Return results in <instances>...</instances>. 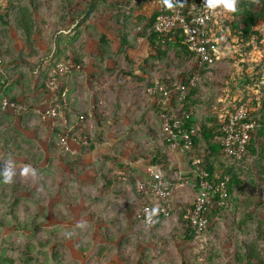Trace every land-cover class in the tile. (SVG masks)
Here are the masks:
<instances>
[{
    "label": "trees",
    "instance_id": "obj_1",
    "mask_svg": "<svg viewBox=\"0 0 264 264\" xmlns=\"http://www.w3.org/2000/svg\"><path fill=\"white\" fill-rule=\"evenodd\" d=\"M98 1H106L104 4L105 6H102V10L105 13H110L113 24L121 26V28L118 29L117 34L121 40V47L127 46L128 39H131L129 37L127 21L130 19L129 17H131L134 12V8L136 7H133L131 2V12L128 11L129 14L127 16L124 14V12H122V15L118 14L119 10H121V8L118 6L121 4H115L107 0ZM192 1L194 0H163V9L164 11H170L171 7L174 6L186 8ZM228 2L232 3V8L227 7L224 0H220L219 3L215 4H210L208 0H206L207 4L215 6L217 11L220 10V14L222 15L220 18V14H217L218 20L209 22L207 25V30L209 31V34L212 38L218 40L222 55L224 56L226 54L225 52H227L226 48H222V42L225 36L228 40L232 39V41H234L235 39V43L241 45L240 47L246 46L251 48L253 46V40H259L261 37L257 26L260 22L264 21V0H228ZM81 4H84L87 7L86 9L89 10L93 7L97 9L99 8L95 0H80L78 3L77 0H27V3L23 4V8L19 6L17 0H0V56L2 58V66L0 71V135H3V138L0 140L2 142V144L0 143V146L6 148L7 156L15 158V161L12 160L15 165L19 163L20 158L25 159L24 162L29 164V166H31V168H33L36 172V182H39L38 184H41L42 186L47 184V181L45 180L46 177L41 172L42 166H40V162L45 160L43 157V150H41L39 154H36L34 145L37 142H33L34 139H29L27 144L24 145L20 144V140L16 137L12 136L10 139L7 138L5 134H7L8 131L2 130L3 119L9 118V122L13 129L12 134L26 136L23 131V128H26L24 126V118L29 113L32 115L36 105L42 102L49 104L51 101H59L63 104L64 100H66L67 104L72 105V108L67 107V109H65V117L67 120L66 123L63 122L61 117H58L55 119V123L51 124V120L50 124H48L46 121H42L40 113L37 112L36 114V116L41 119L40 121L42 123L47 124L52 128H49L51 135L53 136H51V141L48 144V152L55 154L63 148V145L60 144V139L61 135L65 133L66 127H73L72 131L70 132V136L74 139L78 138V144H80L82 149L85 148L84 151H89L95 147H99L100 144H103L104 141H107L104 139L105 134L104 128L102 126L109 120L108 117L113 114L106 102L101 105V102H99L100 98L98 96H93V101L90 102L94 104V111L92 114L89 113L90 105L87 106L88 108L86 110L80 111L79 107H74L73 101L70 99L68 92H63L65 87L64 84L63 87L53 92L51 96L45 97L49 89L47 88L46 83L40 84V79L43 78V73L41 75L39 69L37 71V63H39L41 60L34 62L27 58L20 57L22 56L21 53L23 52V48L26 46H29L31 50L34 49L38 52L42 49L44 53L48 49L41 48L38 45H33V43H31L30 36L35 32V30H31V23H27L26 20L24 21V15L26 16L28 14V17H30L29 14L32 15L34 21H37L36 23L41 24V27L43 28V19L45 14H47L50 18L48 30L55 34L57 31H60L62 27H65L68 22L73 23L77 18L81 17L82 12L84 11L80 6ZM14 8L21 9L15 13H11L13 11L11 9ZM21 10L24 14L22 15L23 17L21 16ZM159 13L160 9L155 6L153 14L150 17V23L154 24H150L149 31L146 34V40L152 50V52H150L151 56L163 59L166 57L167 53L165 52L166 46H175L177 44V48H179L180 45L185 48L183 49V52L177 50L173 59L176 61V63L178 60L179 62L183 61L181 63L185 62L186 64V61L183 59L185 55L184 53H189V55H193L194 53L184 42V37L180 36L178 32H174V29L168 32L167 35H164L155 29V19ZM11 14L18 16V19L16 18V21L14 19L13 21H10L8 17ZM34 27L37 28L36 25H34ZM36 30L37 33L42 36L43 30ZM16 36H19L24 40L23 47L20 46L19 48L16 46ZM104 37L105 36L103 35L100 38L101 53L102 56H110L114 60V67L111 68V71L114 72L115 70L120 69L122 62L120 56H122V54L118 53V58H116L114 56L115 53L112 52L113 49L107 54L106 52L102 51L104 49V42L109 41L107 39L104 40ZM10 46H13L12 49L17 52L15 56L13 53H8ZM37 47L40 49H37ZM111 47L113 48V46ZM161 48H164V50H161ZM119 50L121 51V48ZM147 56L139 65V69L144 71L146 65L151 64L153 67H155L153 60L148 63ZM70 58L71 57L67 56L65 59L68 60ZM77 59L76 53H73V57L70 60H72L74 66L66 70V72L63 74H58L60 79L66 77L68 78V76L72 73L71 69L80 68L83 65L79 63ZM7 62H9V64L14 62L16 64H22L25 66V73H21L20 71V76L14 78V82L22 86H28L29 90L27 92L22 88L17 93L7 91L6 82L8 77H16L7 72L9 68L6 66ZM56 62L57 63H54V65L52 63V72H55L57 69V59ZM129 67H131L130 74L136 80L143 82L147 86L145 87L147 92L148 88L154 85L156 80H159L163 83H168L169 85L172 84L173 81L177 80L187 82L196 71H199L202 77V73L206 71V68L211 66L205 65L201 68H198L196 61H194L191 69L189 68L190 71L186 70L185 66L182 72L179 74V78H176L174 72H168L164 70L165 73L156 79L134 75V68L132 69L133 65ZM32 76L33 78L37 77L35 86L32 85ZM230 77L231 76L229 75L226 76V80L229 79V82H231ZM200 79L196 80L195 84L189 87L184 100L179 101L176 97H174L171 107L168 105H160L155 103L152 108L156 113L160 114V119L162 113L169 111L172 108L178 109L182 107L185 111H187L190 116L189 118L185 119V125L192 137V146L187 150V155L199 156L209 173V177H214L215 181L222 180L226 176L229 177V179L226 181V187L228 189L227 194L224 197H220L219 193L213 194V204L208 216L209 220L207 226L202 231L201 237L203 238V236L205 237L206 232L209 229L211 230L217 224V218L222 215V209L224 212H228L229 208H234L235 210L238 203L243 206L249 202V199L251 198L247 194L248 192L245 196H243L242 194H239V190H242L243 187L246 189L248 188V190L255 191L254 194L258 197L262 194V192H264V141L261 140V135L264 134V114L261 118V121L260 119L252 117L249 103L250 99L253 97L248 98L249 96L246 93L247 86L253 84L257 85L258 82H261V78H250L246 69H243L241 74L235 75V80L241 84L243 91H240V93L237 95H227L225 98H223L224 96L218 98L213 95H209L206 98H201V96L205 94V91L203 92V83L200 81ZM262 79L264 80V76ZM40 87H42V98H38V92L41 91H39ZM261 87L263 88L262 93L264 94V81L263 83L261 82ZM209 93L210 92L207 94ZM4 97L21 101L26 107V110H21L20 112H10L4 109L2 107V100ZM201 99L203 100L202 102ZM195 101L208 105V110L203 111L196 109L194 107ZM253 103L255 104L256 101L253 100ZM240 105L247 108L249 117L255 119L257 125L255 126V129L251 131V137L245 150L240 156L237 157L224 151V147L221 144V141L218 139V136L223 133L224 123L228 122L232 113H234L236 108ZM262 106H264V102L262 103ZM199 113H202L204 116H200ZM80 115L84 116V119L81 123L84 127L88 118L90 117L95 119L96 127L93 130H81L78 124V121H81L79 119ZM142 121L144 122L143 119ZM78 131L81 132V135L77 137L76 133H78ZM115 131H117V133L119 131L120 138H124V141L130 137L135 138L136 142L138 143L137 146H143L145 145V140L150 138L156 139L158 137L162 138L165 146L169 144L168 138L162 129V121L160 122L161 134L156 132L155 127L150 125L145 126L144 124H140L138 128L126 126L124 129H120L118 127L115 129ZM83 137L86 138V142H83ZM118 141L120 140L118 139ZM113 148L114 147H112V151ZM62 151L68 152L64 150ZM112 151L103 152V157L101 156V158H99L100 163L94 166L97 171V175L100 176H94L93 182L96 185L95 187L99 188L94 191V195H92V192L89 189L83 187V179L80 181L78 179L75 180L74 184H79V187L77 189L74 188V190H71L70 192L69 190L73 187H70L69 189L68 184L71 186L72 181L66 174L63 175L65 185L61 183L59 186L58 183L60 179L56 174L54 175L53 181H55L54 186L55 184H57V186H55L54 189L49 187L47 196H45V191L43 190L44 187L41 189L34 184V187L33 185H22L19 183L18 178H16L17 173L7 172L5 169L0 167L1 249H10L15 253L14 256L12 255V257L7 255L1 258L3 264H87L89 259L93 256L98 258V262L102 261V259L106 257V255H109L110 251L112 250L114 251L110 259L112 262H115L117 257L116 252L121 251L120 248L123 245L132 242L126 238L127 235L124 233L126 231L132 232L130 228L120 230L119 226L116 227L117 230L114 232L115 236L113 237L101 232L102 236L106 240L102 241L103 238L100 234L98 236L99 239L95 237L94 242H91L89 241L86 234H82L80 231L81 225L76 232L73 231V228L78 226L74 224H71L73 226H71L72 228L69 230V233L64 235L60 234V236L56 238V230L58 229L55 227L58 226H55V224H62L63 222L68 221L70 223L77 212L84 219L83 222L88 224V226L91 228L97 227L96 225L107 228L106 224H109V221L114 226L115 222L113 217H118L117 213H122L126 205L127 207L125 213L130 217L131 222L129 227L141 223L146 228L145 231L140 230V232L136 233V245H138L139 258L141 259V262L147 263V261H149L151 264H157V260L161 256L160 254L166 250L164 246H166L168 243V237H165L163 240L160 239L161 241L157 238V235L161 233L160 229L164 226V222L167 218H161L154 225H147L136 217L137 210L145 201L154 202L156 201V198L153 195L139 192V182L136 180L129 181L128 179V181L132 183L131 189H127L119 185L120 183L118 181L121 179L123 174L119 173L117 175V172H112L113 169L117 167L116 163L118 164V158L116 155H112ZM64 154L66 155L67 153ZM162 154H156L153 156L151 155L149 158V163L159 164L164 171L165 178L174 183L178 181L176 180L177 176H171L172 174L168 169V162L165 160V158L161 157ZM1 158L2 156H0V163ZM255 158H258V162H255ZM109 162L114 163L115 167L110 168L108 165ZM47 163L52 164L51 160L49 159ZM191 172L189 173L190 177L193 175ZM5 173H11L10 180H5ZM242 191L244 192L245 189ZM103 192L106 193L105 197L106 200H108L106 204L101 203V201H104ZM90 196H92V198ZM48 198L55 200L53 202H48ZM221 200L223 201L222 203H220ZM94 203H96V205H93ZM116 203L120 205L117 207ZM192 204L193 202L188 204V206ZM186 205L184 206L187 209L188 206ZM176 206L174 207L175 209L172 210L171 216L169 218L176 216L178 225L182 222L181 230L184 231L183 236H185V239L195 238L194 230L190 225H188L187 219L184 217L186 209L181 211L180 208L182 206ZM112 211L114 212V215L111 216ZM251 216L252 214L250 211L245 212V218L239 219V225L246 223V221L249 220ZM50 217H53V222H50ZM101 220L102 222L97 224V221ZM90 221H94V223H89ZM46 222H50L52 224H49L48 228H46ZM209 225L213 226L209 227ZM7 228L16 229V235L20 234L22 240L18 241L11 239L8 236L6 237L5 232ZM95 231L96 230H92V233ZM110 245H114L115 249L110 247ZM148 248L151 249L152 254L148 256L147 259L145 253H148L146 252V249ZM244 255L247 261L256 258L259 261L256 264H264L263 254L257 253L252 247H250ZM160 264H163V262H160Z\"/></svg>",
    "mask_w": 264,
    "mask_h": 264
},
{
    "label": "crops",
    "instance_id": "obj_2",
    "mask_svg": "<svg viewBox=\"0 0 264 264\" xmlns=\"http://www.w3.org/2000/svg\"><path fill=\"white\" fill-rule=\"evenodd\" d=\"M80 0H77V3ZM83 1H89V0H83ZM82 10L81 17L77 18L75 22L70 23L68 22L65 27H62L60 31H57L55 34L51 33L48 30V24L50 18L47 14H45V17L43 19V31L42 36L37 33V30L30 36L33 45H38L41 48H48L50 45L53 46V48H48L46 52H49L47 56H42L38 58L39 56L43 55L42 49L38 52L34 49L30 48H24L23 52L27 59L31 61H38L43 60L41 64V68H46L47 63L50 62V65L52 61H56V58L58 56H62L65 54H68V57L73 56V53H76L77 60L79 63L83 64L80 68L71 69L72 73L68 76V78L61 79L62 81V87L64 84V93L68 92V89L70 88L73 91V104L74 107H79L80 111L86 110L89 106V113H93L94 111V104L90 103L93 101V98H90L91 95L98 96L100 98L99 102H101V105H103L105 102L107 103V106L112 111L113 114H111L109 120L102 126L104 128V136L105 140L103 144H100L99 147H95L89 151H84L82 147H80V144H78V138L74 139L71 138L69 141V147L68 148H62L63 152L60 150L59 152H56L55 154H51L48 152V144L51 141V132L50 129L51 126H48L47 124H44L38 119L36 116V112H39L45 105L48 103L42 102L38 105H36L34 108V112L32 115L29 113L24 118V126L26 128H23V131L26 136H19L17 134H12L13 129L11 127V124L9 122V118H4L2 123V130H7L8 133L5 134L7 138L16 137L20 140V144H27L28 140H33L36 144L35 152L38 150H43V157L44 161L40 162L42 166L41 172L46 177L45 180L47 181V184L45 186H42L41 184H38L39 182H36V175L35 178L32 177L26 178L24 175H18L16 178H18L19 183L22 185H35L39 188H43L45 191V196H47L48 188L51 187L54 189L57 184L54 186V175L57 174L58 178L60 179L58 185L60 186L61 183H64L63 175L66 174L71 179L72 183L71 186L68 184V188L70 187L69 191L74 190V188H78L79 184H74L75 180H81L83 179V187L86 189H89L92 192V195H94V191L99 189L96 188L94 181V176L97 175V171L94 168L95 165L99 164V158L101 156L103 157V152H111L112 147V155L117 156L118 164L116 163L117 167L113 169L112 172L122 173L123 176H121V179L118 181L120 186H122L121 182L123 181L126 183L124 188L131 189L132 183L129 181L136 180L138 182L146 180L149 177L148 174V167L150 165L149 158L152 155L156 154H162V158H165L167 160L168 165L171 169H174V171H177L179 173L178 176L181 177H187L189 178V173L191 172V165L189 164V160L187 157H185L182 153L178 152L177 150L173 148H169L168 145H164L162 138H156V139H148L145 140V145L137 146V142L135 138L130 137L129 139L120 138V133L118 131H115L118 127L121 129H124V127H134L138 128L140 124H144L145 126L150 125L152 127H155L156 132L160 133V114L156 113L155 110L152 108L153 105H155L154 102V96L150 93H145L140 91L139 86L137 85L138 82L133 80H136L131 74L129 67V61L128 60H122L120 69L115 70L114 72L111 71V68L114 67V60L110 56H102L101 53V37L104 35V40H109L108 42H104L103 47L104 49L102 51L107 53H110V50L108 46L116 47L114 49L115 51L121 48V40L117 34L118 29L121 28V26L113 24L111 20L110 13H105L101 8H90L86 9L87 7L84 4L80 5ZM155 8V5H153ZM138 12H141L139 8L137 9V12L135 15H138ZM49 13V12H46ZM40 22V21H39ZM41 25V24H38ZM35 28V27H34ZM46 37V38H44ZM57 37V39H56ZM130 37V36H129ZM34 38H37V41H34ZM18 40L17 36L15 38ZM70 42H69V41ZM43 41H46L43 45ZM17 47L20 48L16 44ZM37 47V49H40ZM113 49V48H112ZM128 49H126L127 51ZM12 53L15 51L12 49ZM51 52V53H50ZM112 52H114L112 50ZM152 52L151 47L149 46L148 42H141L139 45V49L137 50H131L129 52V56L135 61L132 68L133 74L138 75L140 77L145 78H151L156 79L160 75L164 74V70H156L151 64L146 65L145 71L142 69H139V65L144 61V58ZM17 53V52H16ZM175 56V52L173 57ZM67 57V56H66ZM66 57H61V59H57L58 63L65 61ZM116 58H118V54L115 55ZM122 57V56H120ZM224 57V55H222ZM220 59L218 60V63L220 61L223 63L224 60ZM38 58V59H37ZM124 61V63H123ZM124 66H127L125 71L122 69H125ZM83 68V69H82ZM9 73V71L7 70ZM12 70L10 71V73ZM236 75V73H234ZM12 77L10 80H7L6 82V89L7 91H11L12 93H17L21 88L24 89L25 85L22 86L20 84H17L14 82V78L19 77V73L13 72L11 74ZM216 75V76H215ZM228 75V74H226ZM218 77V74L214 71H205L204 72V80L208 78V80L212 81V83H209L208 81H203V92L205 91V94L201 96V98H206L207 96H215V97H223L225 98L227 95H237L240 93L239 87L241 84L236 80L235 82H231L226 80V76H221L220 78H225V81L222 83L219 81H214V79ZM33 78V76H32ZM202 78V77H201ZM157 81V80H156ZM37 82V77L33 78L32 85L35 86L34 83ZM28 88V86H26ZM208 87L211 88V91L208 89ZM235 87V88H234ZM29 90V88H28ZM26 90V92L28 91ZM40 91V89H39ZM38 92V91H37ZM210 92L209 94H207ZM87 94V98L84 97V94ZM51 92L48 91V93L45 95V97L51 96ZM207 94V95H206ZM38 98H42L41 91L38 92ZM21 98V96H20ZM214 98V97H213ZM216 99V98H215ZM203 100L201 99V102ZM201 102H194V107L196 109L200 110H208L205 103ZM90 103V104H89ZM72 105L68 104V107H71ZM203 108V109H202ZM26 110V109H25ZM33 110V109H32ZM27 114V111H26ZM35 114V115H34ZM200 116H204L202 113H199ZM36 118V119H35ZM73 119V117H72ZM144 120V122L142 121ZM36 120V121H35ZM44 122V121H43ZM48 124L50 122L46 121ZM81 121H78V124L81 128V130H93L96 127L95 119L90 117L87 120V123L85 124V127L81 124ZM81 124V125H80ZM50 128V129H49ZM77 137L81 135V132L78 131ZM161 134V133H160ZM154 137V136H152ZM3 138V135H0V140ZM117 138V140H116ZM27 139V140H26ZM118 139L120 141H118ZM2 144V142L0 141ZM0 144V145H1ZM38 149V150H37ZM64 153H67L66 155ZM0 156L1 163L0 167L5 169L7 172H15L14 169H18V172H21L22 168H31L29 164L25 163L23 158H20L19 163L15 165L13 161H15V158L7 156V150L6 148L0 146ZM12 158V159H11ZM51 160L52 164L47 163V161ZM53 160V161H52ZM45 165V166H43ZM109 167L114 168L115 164L109 162ZM55 172V173H54ZM36 173V172H35ZM14 174V173H13ZM98 176V175H97ZM100 177V176H98ZM15 178V179H16ZM129 179V181H128ZM33 185V187H34ZM46 187V188H45ZM123 187V186H122ZM191 188V187H190ZM192 192V201L194 200V193L190 190V193ZM104 195V201H101L102 204H106L108 200H106V193L103 192ZM73 196V195H72ZM92 198V196H90ZM55 199L48 198V202H53ZM180 202V196L179 194H176L174 196V201ZM114 201V200H112ZM111 201V203H112ZM115 202V201H114ZM99 203V202H98ZM117 204V203H116ZM93 205H96L94 203ZM120 204H117V207ZM122 206V205H121ZM127 207V205H126ZM125 209H123L122 213H119L118 217H113V220L116 223H120L122 219L125 220V224L123 227V230L126 229V224L130 223V217L125 213ZM80 210V209H79ZM75 211V210H73ZM123 214V215H122ZM114 215V212L112 211L111 216ZM117 215V214H116ZM178 216V215H177ZM50 222H53V217H50ZM83 218L76 212L75 216L73 217L72 221L63 222L62 224L57 223L55 224L56 229V238L60 236V234L64 235L69 233V230L72 228L71 224L78 225L77 227L73 228V231H77L79 226L83 223ZM175 220V221H173ZM171 221L172 225L176 227L178 225V221L176 219V216H173L169 219H166L164 222V226L160 229V234L162 233V230L166 228V225H168ZM46 222V228H48L49 224L52 223ZM114 224V225H115ZM139 224V223H138ZM111 225L109 221V226ZM173 229V228H171ZM170 229V230H171ZM13 230V229H12ZM14 231V230H13ZM179 233H175L174 237L177 236L178 240L185 241V236H183V230H179ZM182 232V233H181ZM9 233H12L10 230H6L5 236L7 237ZM127 234H130L131 232H124ZM181 238V239H180ZM184 238V239H183ZM173 240V239H172ZM169 241V240H168ZM134 242V241H133ZM129 242L128 244L123 245L120 249L121 250H131L134 252H137V255L139 256V250L138 245L135 246V242ZM128 250V252H129ZM7 251V254L5 253ZM10 251V253H9ZM14 251L8 249V250H2L0 251V258H3L4 256H14ZM118 262V258L115 259ZM125 262H127L124 259ZM129 263V262H128ZM127 264V263H123ZM130 264H141L140 258L138 257V263L137 262H131ZM147 264V263H146Z\"/></svg>",
    "mask_w": 264,
    "mask_h": 264
},
{
    "label": "rangeland",
    "instance_id": "obj_3",
    "mask_svg": "<svg viewBox=\"0 0 264 264\" xmlns=\"http://www.w3.org/2000/svg\"><path fill=\"white\" fill-rule=\"evenodd\" d=\"M17 1L20 7H22L23 4L27 3V0H17ZM107 1H111L112 3H115V4H121L120 6H118L122 10V11L119 10V13H118L121 15H122V12H124V14L128 16L129 14L128 11L131 12V8H132L131 2L133 4V7H136L134 8L133 14L137 12L138 8L139 10H141V12H138V14L140 13L139 16L135 14L133 15L131 13L132 15L131 17H129L130 19L127 21V25L129 29L128 32L131 38V39H128L127 46L121 47V51L118 49L115 51L114 49H116V47H113V51H114L113 53H115L114 56L117 55L118 53H121L122 54V57H120L121 60H129V66L134 65L135 61L129 56V52L131 50L139 49V45L141 42H144V41L147 42L146 34L149 31L150 24L151 25L154 24V23H150L151 21L150 17L152 16L153 11L155 9L153 6L154 4H152L150 0H119V1L118 0H107ZM95 2L98 4L99 8H101L102 6H105L104 4L106 3V1H98V0H95ZM19 9L21 8L11 9L13 10L11 13H15ZM22 15L24 14L21 10V16ZM29 16L30 17H28V14H27L26 16L24 15V17L23 16L22 17L24 18V21L26 20L27 23H31L32 25L31 30L36 31V29H39L42 31L43 28L41 27V25H38L39 23H36L37 21H34V19L32 18V15L29 14ZM16 18L18 19V16H16L15 14H11L8 17L10 21H13V19L16 21L17 20ZM34 25H36L37 28H34ZM257 28L260 32L261 37L259 40H256V39L253 40V46L251 48H248L246 46L240 47L241 45L235 43L236 42L235 39L234 41H232V39L228 40L226 36L223 38L222 48L227 49L226 50L227 52H225L226 57L224 56L221 58L222 60H224V62L222 63L220 61V63L206 68V71L208 70L214 71L218 74V77H216L214 81H219L222 83L223 81H225L226 77L225 78H220V77L223 75L224 76L229 75L232 77V82H235L236 80H235L234 73L239 75L241 74L243 69H246L250 78L251 77H253L254 79L261 78V82L263 83L264 80L262 78L264 76V21L260 22ZM17 38L18 40L15 39L16 44L18 46L23 47L24 40L20 38L19 36H17ZM219 40H222V39H219ZM30 41L32 42L31 39ZM34 41H37V38H34ZM43 42H44L43 43L44 45L46 41H43ZM12 47L13 46H10V48L8 49V53H12L11 51ZM26 48H29V46H26L25 49ZM48 48L51 49L53 48V46L50 45ZM108 48L109 50H112V47L110 45L108 46ZM125 48L128 50L126 51ZM184 48L185 47L181 45L179 46V48H177V44L175 46L168 45L166 46V51H165L167 52L166 57H164L163 59H159V58H156L155 56H151V53H149L147 56L148 63H150V61L153 60L155 64L154 68L156 70H166L168 72L172 71L174 72L176 78L177 77L179 78L180 77L179 74L182 72L184 67L186 66L185 67L186 70L190 71L195 61L192 54L189 55V53L188 54L184 53L185 55L183 59L186 61V64L185 62L181 63L183 61L179 62L178 60L176 63V61L173 59L174 52H176L177 50L183 52ZM161 50H164V48H161ZM13 54L15 56L17 53L14 52ZM42 54L43 55L39 56L38 58L42 56H47L49 52H45V53L43 52ZM21 55L22 56L20 57L26 58L24 53H21ZM62 56L65 57V56H68V54H65ZM62 56H58L56 59H61ZM42 62L43 60L37 63L38 65L37 71L39 69L41 75L43 73L42 75L43 78L40 79V84L46 83L47 85L48 78L51 77L50 74H52L53 65L54 63H57V62L55 61L53 63L52 61L53 65L51 63L52 65L51 66L50 65L51 61H49V63H47L48 65L46 68H41V66L43 65L41 64ZM168 63H170L172 66ZM6 66L9 67L8 68L9 74H13V72L17 74L20 71L21 73H25L26 71L25 66L22 64H16L14 62H11L9 64V62H7ZM124 68L125 69H122V70L125 71L126 68L128 67L124 66ZM11 70L12 72L10 73ZM0 71H1V68H0ZM204 72L202 73V78L200 79V81L201 82L208 81L209 83H212V81L208 80V78L204 80L203 78ZM11 78L12 77H8L7 80H10ZM134 81L138 82L137 85L139 86L140 91L143 92L144 90L146 93L145 87L147 86L143 82H139L138 80H133V82ZM261 82L260 83L258 82L257 85L253 84V85L247 86V92H246L247 95L249 96L248 98L253 97L252 99H250V103H249L252 117L260 119V121L264 114V106H262V103L264 102V94L262 93L263 88L261 87ZM24 89L28 90L26 86L24 87ZM208 89L210 90V92H212L210 87H208ZM239 89L243 91L241 86L239 87ZM40 90L42 92V87H40ZM147 93H149V91H147ZM68 95L70 99L73 100L74 94L70 88L68 90ZM93 96L94 95H91L90 98H92ZM84 97L87 98L86 93L84 94ZM253 100L256 101L255 104L253 103ZM35 114H37V112ZM261 136H262L261 140L264 141V134ZM39 152L40 151L38 150L36 154H39ZM182 154L185 157H187L189 160L188 162L191 163L193 156L187 155L185 153H182ZM255 162H258V158H255ZM22 169L23 170L21 172H18L17 171L18 169H14V171L18 175H24L26 178H30V179L32 177L35 178L36 173L34 169L31 170L25 167ZM168 169L170 173L172 174L171 176H177L176 180H179L178 179L179 173L177 171H174V169H171L170 167H168ZM121 184L123 187H125L126 185V183H124L123 181L121 182ZM243 189H245L244 192L242 191ZM243 189L239 190V194H242L243 196H245L246 193L248 192L247 194L251 198L249 199V202H247V204L243 206L238 203L235 210L234 208L228 209L229 213L224 212V210L222 209L221 211L222 215L217 218L218 219L217 224L211 230L209 229L206 232L205 237L203 236V238L195 237L192 239L191 238L186 239L185 241L183 240L177 241L179 237L178 238L177 236L174 237V234L179 233L178 231L181 230L182 222L181 224L179 223V225H177L176 227L172 225V222L175 220L171 221L168 225H166V228L162 230L163 234L157 235L158 240L160 239L163 240L165 237H168V240H169L167 245L164 246L166 250L160 254L161 256L158 258L157 264H160V262H163V264H256L257 262H259L258 259L256 258H253L247 261L244 254L245 252L249 250L250 247H252L257 253L263 254L264 256V192H262V194L260 193L261 195L258 197L254 194L255 191L248 190V188L246 189L245 187H243ZM190 190L193 191L189 185L177 186L175 190L174 196L176 194H179L180 202L178 204L176 200L174 201V196L172 200L175 203V206L176 205H179L180 207L182 206L180 208L181 211L182 210L184 211L186 209L184 205L187 204L186 206H188V204H190L192 201L193 196H192V192L190 193ZM181 211H178V212H181ZM247 211H250L252 216L250 217L249 220L246 221V223H242L243 225H239V219L245 218L244 215H245V212ZM117 214L119 215V213ZM101 222L102 220L97 221V224H100ZM89 223L93 224L94 221H90ZM124 224H125V220L122 219L120 223H116L114 226L113 224H111L110 226L109 224H106L107 228H105V227L96 225L97 227H95L96 228L95 229V228H91L90 226H88V224L83 222V224L81 225L80 231L82 232V234H86L89 241L94 242L95 237L99 239L98 236L101 234V232L106 233L108 234V236H111V237L115 236L114 232L117 230L116 227L119 226V229L123 230ZM130 224L131 222L126 224V228H130L132 232L130 234H127L126 238L132 242L134 241L135 246H136V242H137L136 233L140 232V230L145 231L146 228L141 223L135 224V226L133 225L132 227H129ZM212 226L209 225V227H212ZM8 228L6 230L12 231V233L8 234L9 238L15 239L18 241L22 240L21 239L22 237L20 234L16 235L17 233L16 229H13L14 230L13 231L12 229H8ZM92 230H96V231L92 233ZM101 237L103 238L102 241L106 240L102 236V234H101ZM110 247H113L115 249L114 245H110ZM5 250H8V249H5ZM128 250L124 249L119 252H116V255H117L116 258H118V262L111 261L110 258L112 257L113 251H114L112 250L110 251L109 255H106V257L102 259V261L98 262V258L93 256L89 259L88 263L89 264H123V263L130 264L131 262L138 263L139 256L137 255V252L136 251L134 252V250L133 251L129 250L128 252ZM146 250H147L146 252L148 253H145V254L148 259V256L152 254L151 253L152 251L150 248ZM5 253L7 254V251H5ZM124 259L127 262H125ZM145 263L146 262H141V264H145ZM147 264H151V262L147 261Z\"/></svg>",
    "mask_w": 264,
    "mask_h": 264
},
{
    "label": "built area",
    "instance_id": "obj_4",
    "mask_svg": "<svg viewBox=\"0 0 264 264\" xmlns=\"http://www.w3.org/2000/svg\"><path fill=\"white\" fill-rule=\"evenodd\" d=\"M150 2L160 9V13L155 19V29L164 35L174 29V32L183 36L184 42L194 53L193 57L198 68L205 65L212 66L218 62L222 57L221 48L218 40L209 34L207 25L213 20H218L217 14H220V10L217 11L215 6L207 4L206 0H194L186 8L174 6L170 11H164L163 0H150ZM1 66L2 58L0 56V68ZM73 66L74 63L69 59L58 63L57 69L48 78V86L46 85L51 93L62 87V81L58 74H63ZM200 75V72L196 71L187 82L179 80L170 85L157 80L154 85L148 88V91L154 96L156 104L171 107L174 97L179 101L185 99L189 87L200 79ZM2 107L10 112H20L26 109L21 101L8 97H4L2 100ZM67 107L66 100L63 104L59 101H51L39 111L40 117L42 121L50 122L52 120L51 124L55 123L56 118L61 117L66 123L65 109ZM189 116L190 114L182 107L172 108L161 115L162 129L169 141L168 147L185 154L192 146V137L185 125V119ZM79 119L82 122L84 116L81 115ZM256 125V120L249 117L247 108L242 105L237 107L228 122L224 123L223 133L218 136L224 151L233 156H240ZM72 129L73 127H66L65 133L61 135L60 144L64 148L69 147ZM83 142H86L85 137H83ZM190 165L193 175L189 178L179 176V180L173 183L165 178L164 171L159 164H150L148 167L149 177L138 183V191L153 195L156 201H145L137 210L136 217L147 225H154L161 218H169L175 206L172 198L177 186L189 185L194 191V200L193 204L187 207L184 217L194 230L195 237L201 238L202 231L209 220L213 194L219 193L220 197L227 194L226 181L229 177L226 176L222 180L215 181L214 177H209L201 158L196 155L193 156ZM222 202L221 200L220 203ZM0 264H3L1 258Z\"/></svg>",
    "mask_w": 264,
    "mask_h": 264
},
{
    "label": "clouds",
    "instance_id": "obj_5",
    "mask_svg": "<svg viewBox=\"0 0 264 264\" xmlns=\"http://www.w3.org/2000/svg\"><path fill=\"white\" fill-rule=\"evenodd\" d=\"M208 2L210 4H215V3H219L220 0H208ZM224 2L227 5V7H229V8H232L233 7L232 3H229L228 0H224ZM4 178H5L6 181L10 180L11 179V173H5V177Z\"/></svg>",
    "mask_w": 264,
    "mask_h": 264
}]
</instances>
